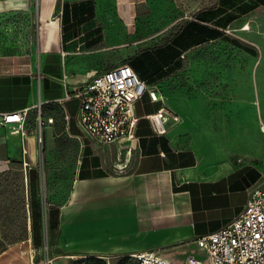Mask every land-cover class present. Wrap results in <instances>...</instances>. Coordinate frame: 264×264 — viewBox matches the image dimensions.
<instances>
[{
	"label": "crops",
	"instance_id": "0c3cea01",
	"mask_svg": "<svg viewBox=\"0 0 264 264\" xmlns=\"http://www.w3.org/2000/svg\"><path fill=\"white\" fill-rule=\"evenodd\" d=\"M143 1L0 0V113L27 110V133L0 127L10 129L27 170L36 166L40 115L47 147L61 135L81 144L69 194L52 206L59 210L53 245L57 251L75 252H58L53 264H64L66 255L118 260L170 240L195 243L236 218L249 189L264 179L263 167L233 151L194 99L157 85L160 100L150 99L153 106L144 113L137 108L135 139L101 146L80 128L81 100L74 91L96 72L123 64L117 50L120 37L134 34ZM162 108L179 120L156 134L148 116ZM75 117L79 134L71 132ZM49 118L54 122L48 123ZM115 148L118 152L112 153ZM122 150L125 157L119 164ZM8 168V160L0 157V169ZM25 180L27 185L28 173ZM78 236L83 240L73 245ZM86 242L91 244L84 246ZM35 254L31 232L30 238L0 253V264H38Z\"/></svg>",
	"mask_w": 264,
	"mask_h": 264
},
{
	"label": "rangeland",
	"instance_id": "374dc122",
	"mask_svg": "<svg viewBox=\"0 0 264 264\" xmlns=\"http://www.w3.org/2000/svg\"><path fill=\"white\" fill-rule=\"evenodd\" d=\"M248 3L257 4V1L144 0L137 8L134 34L120 37L117 50L121 63H127L144 51L166 49L174 38L184 39L175 36L190 22L200 21L201 17L211 19L206 24L215 28V21H223L225 17L219 11L226 10L227 15H234V21L219 27L223 35L185 51L180 60L181 66L156 85L163 91L186 94L194 99L222 134L226 144L236 153L243 154L244 160L258 163L264 169V5L245 11L243 4ZM247 25L250 29L246 30L244 28ZM137 66L139 75L155 78L154 70L148 63L139 61ZM150 99V94L146 92L137 103L138 113H144L153 106ZM75 122L76 117L71 132L79 134ZM9 137L10 129L0 127V157L9 162L8 169H0V244L7 249L21 242L8 243L2 236L18 227L20 201L25 197L27 208L31 193L30 185H26L20 148ZM36 151L34 169H37L39 178L35 188L41 205L42 244L37 246L34 240L33 244L37 263L47 264L48 259L58 252H75L70 248L56 250L53 244L57 241L58 231H50L48 212L52 206L64 202L69 194L79 166L81 144L61 135L55 137L54 146L49 148L43 135L42 142L37 137ZM112 151L118 152L117 148ZM125 151L122 150L119 164H123ZM27 231L30 238L31 232L29 229ZM82 240L78 236L72 241L76 243L72 244L79 246ZM171 242L173 241L170 240L157 249L175 264H184L189 254L204 257V253L192 241L178 244ZM90 244L86 242L84 246ZM85 251L88 252V249ZM57 261L54 264L61 262ZM93 262L101 263L98 260Z\"/></svg>",
	"mask_w": 264,
	"mask_h": 264
},
{
	"label": "built area",
	"instance_id": "2783aa9c",
	"mask_svg": "<svg viewBox=\"0 0 264 264\" xmlns=\"http://www.w3.org/2000/svg\"><path fill=\"white\" fill-rule=\"evenodd\" d=\"M148 92L153 101L161 98L160 90L123 63L96 72L74 91L80 98L78 124L85 135L96 144L111 146L121 141L136 138L140 117L137 103ZM27 110L0 113V125L13 128V132L25 135L24 124ZM148 119L156 134H164L171 120L179 117L162 108ZM54 119L49 118L48 123ZM38 140L42 142L44 121L38 118ZM27 163L24 171L27 176ZM204 257L194 254L186 256L184 264H264V179L248 191V201L243 211L219 230L195 240ZM64 264H175L161 250L137 251L114 260L112 257L90 255H66ZM50 258L47 264H53ZM98 260L101 263H95Z\"/></svg>",
	"mask_w": 264,
	"mask_h": 264
},
{
	"label": "trees",
	"instance_id": "16d2710c",
	"mask_svg": "<svg viewBox=\"0 0 264 264\" xmlns=\"http://www.w3.org/2000/svg\"><path fill=\"white\" fill-rule=\"evenodd\" d=\"M257 4H243V8L245 11H251L256 9L258 6L264 5V0H256ZM87 3L92 4V2L88 1ZM226 8V7H224ZM219 12H223L225 17L223 21H219L217 19L215 24L217 27L212 28L209 27L206 23L210 22L208 18L201 17L197 22H190L183 30L176 35L175 37H184V39L174 38L171 40L170 45L167 46L166 49L158 50L157 52L147 50L140 54L139 57L133 58L130 60V65L135 69V71L139 74L137 63L140 61H144L148 63L154 70L155 78L148 77L145 78L141 74V78L147 81L149 85L156 84L158 81L167 78L170 73L181 65V57L185 51L192 48L193 46L199 45L208 40H214L223 35V32L219 30V27H223L224 25L230 24L232 21L236 19V17L232 14L227 15L228 12L226 10H222ZM214 14H216L214 10ZM227 15V17H226ZM215 25V26H216ZM20 168H22L20 166ZM38 172L37 169H30L28 172V183L30 185V197L27 203L26 208V200L25 197H22L20 204V223L18 227L5 233L2 236L4 241H9L8 243L20 242L28 239V225L29 219L31 221V232L33 240L37 246L42 244L41 239V205L39 203L37 197V189L35 188L38 182ZM23 191V184H22ZM58 216L59 210L55 207H51L49 213V229L58 231ZM9 219L11 217H8ZM10 221V220H9ZM7 247L0 244V253L6 250Z\"/></svg>",
	"mask_w": 264,
	"mask_h": 264
},
{
	"label": "bare ground",
	"instance_id": "6f19581e",
	"mask_svg": "<svg viewBox=\"0 0 264 264\" xmlns=\"http://www.w3.org/2000/svg\"><path fill=\"white\" fill-rule=\"evenodd\" d=\"M244 29H246V30H247V29H250V26H249V25H247V26H246Z\"/></svg>",
	"mask_w": 264,
	"mask_h": 264
}]
</instances>
